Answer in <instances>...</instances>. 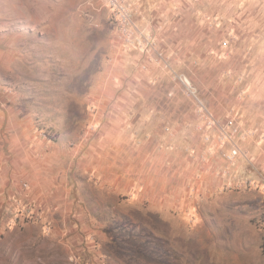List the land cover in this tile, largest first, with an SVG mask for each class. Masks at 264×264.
<instances>
[{"label":"rangeland","instance_id":"1","mask_svg":"<svg viewBox=\"0 0 264 264\" xmlns=\"http://www.w3.org/2000/svg\"><path fill=\"white\" fill-rule=\"evenodd\" d=\"M236 4L242 65L264 67V0ZM138 45L106 0H0V264H264V131L208 119L177 73L215 133L165 126L158 147L114 129L121 55Z\"/></svg>","mask_w":264,"mask_h":264},{"label":"crops","instance_id":"2","mask_svg":"<svg viewBox=\"0 0 264 264\" xmlns=\"http://www.w3.org/2000/svg\"><path fill=\"white\" fill-rule=\"evenodd\" d=\"M130 1L137 27L164 53V59L157 58L155 50L142 44L123 49V63L117 70L121 82L116 85L120 91L109 102L115 108L114 129L126 130L127 125L131 126L138 134L142 132L144 137L158 140V147L160 140L168 137L165 126L179 140L200 142L204 131L215 133V129L205 127L206 120L198 105L174 80L175 73H184L193 80L199 98L214 117L224 120L232 114L238 123L241 121L260 133L264 131V126L256 122L260 115L256 108L264 103V67L247 70L242 65L243 41L248 36L244 27L251 24L236 19L238 0ZM6 27L7 23L2 21V29ZM6 34H2L3 41ZM197 150H201L199 145ZM212 163L210 160L197 166L195 171L212 173ZM65 203L64 198H57L52 206L63 214ZM54 225L53 233L68 244L79 239L78 233L58 221Z\"/></svg>","mask_w":264,"mask_h":264},{"label":"built area","instance_id":"3","mask_svg":"<svg viewBox=\"0 0 264 264\" xmlns=\"http://www.w3.org/2000/svg\"><path fill=\"white\" fill-rule=\"evenodd\" d=\"M106 2L109 8H111L112 10L115 23L123 30L124 34L126 35V41L139 43L147 48L149 47L155 50L157 58L164 59V53L160 51V49L156 48V44L150 40L151 38H147L137 27L132 16L133 6L130 0H106ZM178 78L185 86L187 93L192 95L196 99V101H198L202 110H206L208 112L201 99L199 98L197 89L194 87L191 79L185 74H179ZM208 113L210 114L208 119L213 120L214 122V116L210 112ZM231 123H233V121H230L229 124ZM238 152V149L234 148L232 155L235 157Z\"/></svg>","mask_w":264,"mask_h":264}]
</instances>
